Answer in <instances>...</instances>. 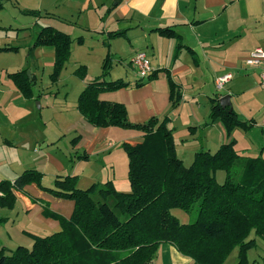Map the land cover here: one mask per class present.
<instances>
[{"label":"crops","instance_id":"0c3cea01","mask_svg":"<svg viewBox=\"0 0 264 264\" xmlns=\"http://www.w3.org/2000/svg\"><path fill=\"white\" fill-rule=\"evenodd\" d=\"M6 1L16 3L18 11H39L40 16L34 18L65 31L72 42L75 36L91 41L98 45L102 60L110 54L113 62L122 64L121 71L125 70L126 75L121 77L128 85L101 92L98 98L122 103L132 123L144 122L152 116L166 117L167 126L172 128L175 154L185 166L192 163L196 152L214 153L221 144L231 141L239 156H259L264 160V86L259 84L257 70L242 64L251 49H264V0ZM39 26L44 25L38 23ZM167 27L179 38L159 33V29ZM111 31L124 34L108 38ZM178 43L182 46L175 53ZM72 49L71 46V53ZM140 50L149 57L154 78L144 79L143 85L136 86L130 59ZM43 53L52 58L53 48L48 47ZM8 73L11 72L0 70V181H13L25 170H37L42 173V186L50 188L55 176L70 175L80 180V175L85 173L81 184L87 188L97 182L98 170L105 167L112 174L109 180L117 186L115 165L124 161L125 166L128 160L121 143L141 142L142 132L117 126L95 127L73 110L75 104H70L65 111L70 112L69 129H73L78 142L73 153L78 156L82 151L88 160L100 157V162L90 176L87 168L90 163L81 159L69 170L57 157V145L47 129L49 120L42 118L40 111L36 113L31 105L36 100L34 94L29 98L22 96L7 77ZM224 74H230L231 79L209 95L215 80ZM168 79L180 93L174 106L170 104ZM83 83L84 87L86 82ZM208 85L211 87L207 88ZM226 94L238 117L253 121L251 129L235 128L228 134L219 117L209 120L211 99L218 102ZM214 176L222 183L225 173L217 170ZM104 177L109 176L106 174L101 180ZM23 190L15 192L12 208L0 206V249L5 248L8 253L19 245L31 247L32 236L60 230L59 221L44 214L42 202L49 211L64 218H69L73 211L72 200L53 196L35 183L25 185ZM120 190L128 192L129 185L122 183ZM170 212L180 223H188L186 212L178 208ZM115 255L121 257L124 252ZM246 255L247 264H264V240L256 238V245ZM236 261L235 248L224 264ZM151 264H191V259L172 245L162 243Z\"/></svg>","mask_w":264,"mask_h":264},{"label":"trees","instance_id":"16d2710c","mask_svg":"<svg viewBox=\"0 0 264 264\" xmlns=\"http://www.w3.org/2000/svg\"><path fill=\"white\" fill-rule=\"evenodd\" d=\"M21 12L40 16L37 10ZM159 33L179 38L168 27L159 29ZM122 34L123 31H111L107 36ZM77 39L81 42V38ZM71 42L68 33L54 26L38 28L32 47L53 48V82L70 57ZM181 46L176 45L175 53ZM111 60V55L106 54L101 74L85 84L76 107L95 127L117 126L142 132L141 142L122 143L128 158L130 191H117L110 180L80 189L76 187V177L70 175L56 177L52 187L46 188L41 184L42 173L37 170H25L13 181H0L1 207L12 208L15 192H24V186L30 183L74 203L70 217L64 218L49 211L42 202L44 214L57 219L60 230L32 236L29 248L19 245L9 253L1 248L0 264H151L162 243L189 257L191 264H224L235 248L234 264H247V250L256 245V238L264 240V160L259 156H239L231 141L221 144L214 153L196 152L192 163L185 166L175 154L172 128L167 126L166 117L152 116L144 122L132 123L122 103L98 98L101 92L128 85L121 78L105 79ZM84 68L80 65L75 73L84 77ZM7 77L22 96H31L33 77H27L26 68L8 73ZM153 78L151 74L146 81ZM168 82L170 104L174 106L180 93L170 79ZM144 83L137 80L135 85ZM218 117L228 134L235 128L247 131L254 124L240 119L232 109L221 108L212 98L208 118L212 121ZM217 170L225 173L222 183L215 179ZM173 208L186 212L188 223H180L170 212ZM119 251L124 255L116 256Z\"/></svg>","mask_w":264,"mask_h":264},{"label":"rangeland","instance_id":"374dc122","mask_svg":"<svg viewBox=\"0 0 264 264\" xmlns=\"http://www.w3.org/2000/svg\"><path fill=\"white\" fill-rule=\"evenodd\" d=\"M1 3L0 70L16 72L18 70L26 68L27 77H31L32 75L33 85L31 87V90L36 100H31V105L36 113L40 111L41 117L46 118L45 120H49V126L47 125V129L49 128L50 135L54 138L53 144L57 145L58 159L63 161L65 168L69 170L73 166H75V161L79 159L83 160L84 163H90L87 166L90 171V176L91 173L96 171V169L98 168L100 157H89L88 160L87 154L82 153V151H79L80 155L78 156L73 153L78 142H76L77 139L73 137L75 134V132L72 131L73 129H69L70 112L65 111V108H68L70 104L72 106L75 104L73 110L78 111L76 107L77 97L81 90L84 88L83 81L87 83L88 81L93 80L101 74V66L103 60L102 57H100L98 45H93L92 42L88 40H81V42H78V36H75L74 41L70 44V46H72L73 48V51L72 53L70 52V57L64 63L61 71L57 76L56 81L53 82L51 81V74L53 73L54 54L52 58H50L48 57V53H43L44 50H48V47H50L51 49L52 47L49 45H37L35 47H32L33 40L36 33L38 32V23L40 25H45L47 23L39 21V19L34 18L33 15L23 14L21 10L18 11L19 8L15 5L16 3L14 4L11 1L6 0H1ZM35 22H38L37 26L34 25ZM4 47H12V49L5 50ZM13 47H15V49H13ZM113 61L114 59L111 60L109 72L105 76V79L107 81L113 79L116 80L122 78L121 76L124 77L126 75L125 70L121 71L122 64H119V62L115 63ZM80 65L85 67L84 77H80L75 73V70ZM27 72H29V74H27ZM208 87H211V85H208L207 88ZM216 91L219 90L213 87L212 91H209V95L215 94ZM114 138H117V136ZM124 142L128 143L127 141H123L122 143ZM129 144L135 145L131 144L130 142ZM80 156H86V158H81ZM124 164V161H117L115 165L114 179L117 186L114 185V187L119 192H123L120 190V185L122 183L129 185L130 191V183L128 180V160L125 166ZM85 165L86 164H84V166ZM98 172L99 175L96 179L97 182H94L92 184L101 185L102 183L106 182L107 179L109 180L110 178H112V174L110 175V171L108 168H100ZM106 174L109 177H104L101 180V178ZM84 175L85 173L80 175V180L75 176L76 187H79L80 185L79 188H86V185L81 184V182H84L82 178ZM55 178L56 176L54 177V179ZM119 180H121V182H119Z\"/></svg>","mask_w":264,"mask_h":264},{"label":"built area","instance_id":"2783aa9c","mask_svg":"<svg viewBox=\"0 0 264 264\" xmlns=\"http://www.w3.org/2000/svg\"><path fill=\"white\" fill-rule=\"evenodd\" d=\"M130 64L135 72L136 81L144 80L152 73L153 68L149 57L143 50L136 51L130 59ZM242 64L246 68L256 69L259 84L264 86V49L255 47L243 58ZM231 79L230 74H224L215 80V87L220 90L224 83Z\"/></svg>","mask_w":264,"mask_h":264},{"label":"water","instance_id":"95a60500","mask_svg":"<svg viewBox=\"0 0 264 264\" xmlns=\"http://www.w3.org/2000/svg\"><path fill=\"white\" fill-rule=\"evenodd\" d=\"M27 74H29V72H27ZM218 103L220 105L221 108H226L228 107V111L231 110V105H230V99H229V95H223L222 97L219 98Z\"/></svg>","mask_w":264,"mask_h":264}]
</instances>
